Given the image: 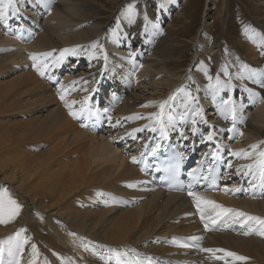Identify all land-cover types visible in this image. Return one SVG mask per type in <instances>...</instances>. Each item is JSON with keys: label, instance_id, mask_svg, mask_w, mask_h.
Instances as JSON below:
<instances>
[{"label": "bare ground", "instance_id": "1", "mask_svg": "<svg viewBox=\"0 0 264 264\" xmlns=\"http://www.w3.org/2000/svg\"><path fill=\"white\" fill-rule=\"evenodd\" d=\"M176 1L159 0L152 10L148 0H133L105 25L103 8L95 0H29L32 16L28 12L16 16L10 10L7 24L0 22V194L6 193L20 206L18 216L0 224L5 264L12 259L8 248L15 250L25 240L21 264L33 258L36 264H103V259L107 264H116L117 259L140 264L165 259L222 264L209 259V253L180 247L193 236L203 238L204 248H225L249 257L247 264H264V238L242 235L240 224L220 234L205 231L192 200L181 193H166L141 174L139 163L131 162V152L124 153L128 141L144 145L153 136L161 142L160 125L148 117L159 112L164 101H168L162 117L166 130L187 126L188 137L200 148L205 145L203 135H218L217 124L220 135L229 134L230 142L236 139L227 146L231 154L253 153L250 158L232 155L230 169L237 175L233 179L247 178L237 169L254 163L255 153L264 151V79L253 63L258 53L252 50L247 59L228 67L224 60L215 61L218 73L207 80L204 69L210 71L212 48L211 31L205 26L194 44L196 61L180 77L172 52L163 47L167 36L161 31ZM15 2L17 10V2L26 4ZM251 38L264 48L262 34ZM65 48L76 51L55 64L49 59L45 76L32 67L30 54L53 51L57 58ZM84 60L87 72L81 71ZM62 70L67 72L64 78ZM10 73L16 74L11 81L6 79ZM217 76L220 84H216ZM108 89L110 102L104 97ZM178 89L183 90L179 91L183 102L178 101ZM188 93L194 98L191 107ZM61 94L69 102L77 101L75 111L88 97V112L73 118ZM229 97L235 119L230 106L223 103ZM97 106L105 115V132L87 128L82 121L98 115ZM195 108L201 109V115L193 124ZM185 112L187 121L181 122L179 117ZM208 112L212 118L207 121ZM137 115L144 118H133ZM139 128L144 131H133ZM191 131L200 136L190 135ZM226 135L221 138L223 144ZM252 145H258L255 151ZM129 183L136 187H127ZM198 193L225 207L264 217V198L251 200L225 191ZM33 244L38 252L35 257Z\"/></svg>", "mask_w": 264, "mask_h": 264}, {"label": "rangeland", "instance_id": "2", "mask_svg": "<svg viewBox=\"0 0 264 264\" xmlns=\"http://www.w3.org/2000/svg\"><path fill=\"white\" fill-rule=\"evenodd\" d=\"M95 1L103 8L101 19L103 23L107 25L115 20V16L120 8L130 5L133 0ZM156 1L157 0H148L150 9L154 10L156 8ZM179 3L177 9H175L176 5L173 6L170 11L169 19L165 23L163 22L164 25L162 28L165 36H167L163 47L167 52H172L171 55H173L174 61L176 60L175 66H178L177 70L180 73V77H182L181 74L185 73V70L190 69L189 65L195 56L194 44L205 26H208L211 31L209 41L212 53L209 56V62L214 67V62L219 60H224V64L227 67L231 64L238 63L239 61L247 59L250 55L249 53L252 54V50H254L258 54L256 62L253 63H255L258 68L260 75L264 74V48L263 46L259 47L254 44L251 38V36L256 33H260L264 36V0H180ZM157 8L159 9L160 7ZM31 9H33L32 6ZM24 11L26 10L24 9ZM172 11L173 13L171 14ZM179 12L183 14H179ZM28 13H32L33 15V12H30V10ZM155 13H158V11ZM38 20L39 19H36V21ZM222 56L232 62H228ZM217 57H222V59H217ZM83 63L84 65L81 71L87 72V61L84 60ZM238 72L241 74L242 69H239ZM64 73L65 75H62ZM215 73H218L216 67L210 70L208 75L214 78L216 75ZM14 75L16 74L10 73L6 79L11 81ZM66 75L67 72L62 70L60 77L64 78ZM261 76L262 79H264V75ZM179 79L180 78H178V80ZM180 80L177 82L178 84L181 82ZM109 89L105 91L104 97L110 102L111 97L107 94ZM139 93L140 92H138V96L142 98L143 95ZM234 94L233 92V95ZM177 96L181 98L178 99V101L183 102L182 95L179 91L177 92ZM193 104L194 98L191 101H187V105H190V107ZM184 110L185 108L182 111ZM207 116V121L209 120V116L210 119L212 118L209 112ZM228 135L229 134H227L225 138L228 139ZM235 140L232 139V142H235ZM174 247L177 246L174 245ZM104 261L106 260L103 259L101 263L105 264Z\"/></svg>", "mask_w": 264, "mask_h": 264}, {"label": "snow or ice", "instance_id": "3", "mask_svg": "<svg viewBox=\"0 0 264 264\" xmlns=\"http://www.w3.org/2000/svg\"><path fill=\"white\" fill-rule=\"evenodd\" d=\"M10 10L13 14L17 12L16 2L15 0H0V22H3L5 25L7 24ZM147 16H145V20H147ZM93 48L97 47V42H94L92 45ZM75 49H69L65 48L60 51V55L57 58H53V51L49 52H43V53H32L30 54L29 58L33 61L32 67L36 70V72L41 76H45L46 70L49 67V59H52L53 64L59 62L60 59H62L65 54L67 53H75ZM105 59L107 57L105 56ZM222 71L227 75V69L223 68ZM204 73L209 79V81L212 80V77L208 75L207 69H204ZM253 76L256 75V73H252ZM264 75V74H261ZM216 84H220V78L219 76L216 77ZM210 87H213V85H210ZM62 89V93H63ZM177 91H183L182 89H178ZM188 99L191 101L193 100V97L190 93L187 94ZM174 97H169V100H172ZM60 99L64 101L65 107L68 109L69 115L72 116L75 119H79L81 116H84L87 112V100L88 97L84 98V101L82 102V106L79 109V111L73 110V105L77 103V101H67L65 100V95L61 94ZM215 99V97H214ZM168 103V101L161 102L159 105L160 111L152 114L149 119L153 120L156 124L160 125V135L161 137L166 136V130L162 123V117L164 115V109L165 105ZM225 105H229V111L230 114L233 116V119H235V108L231 107L232 105V99L229 97L228 100L223 101ZM145 107L149 105H144ZM188 113L185 112L184 114L180 115L179 120L181 122H186L188 118ZM192 123L195 124L196 120L195 117L198 115H201V109L195 108L192 113ZM133 118L142 119L144 117L135 116ZM111 118L109 117V120ZM145 128H148V130L152 132H156L157 128L153 127L151 125H145ZM134 132H141L144 131V128L134 129ZM129 135H132V133H129ZM212 135H209L206 137L208 140H212ZM159 147V145H157ZM258 145H252L251 148L253 151L257 149ZM156 148L152 149V153H155ZM252 152H233L232 155L244 158H250L252 156ZM212 155L215 157V153H212ZM256 160L252 164L243 165L240 168L237 169V172H244V175L247 176L251 174L252 179L249 181V187L246 189L242 188H233L228 189L224 188L225 193H237V192H248L253 195V198L256 196L257 190H260L262 194H264V151H259L255 153ZM131 162L133 164L139 163L137 158L133 156L131 158ZM229 168L232 167L231 162L227 165ZM144 169L142 168L141 171ZM175 170H171L169 174V180L175 181ZM203 179L205 181H208L209 178L207 176L200 177L197 175H192V180L196 183H199V181ZM216 186V178L213 177L211 181L207 184V187L209 188H215ZM129 188H135L136 184L129 183L127 185ZM169 187H172V184L170 183ZM102 195V193H101ZM188 195L192 198V201L194 203V206L199 213L200 220L204 222V229L205 231H212L216 230L217 228H228L231 227L233 224H240L241 228L244 229L241 234L248 236V235H258L261 238H264V217L251 215L249 213H246L244 211H241L239 209L225 207L224 205H221L217 203L214 200L208 199L206 197L201 196L198 192L192 190V185H189L188 189ZM7 194L2 193L0 194V224H7L11 222L16 216L19 215L20 212V206L16 203V201L6 198ZM188 215H191L189 213ZM192 241H201L203 238L199 236H193L190 237ZM5 241H0V245L4 244ZM27 240L23 241V244H26ZM23 244H19L15 247V250L12 247L8 248V255L12 257V259L8 262V264H21L20 262V253L23 250ZM180 247H197L199 248V244H181ZM201 251L205 253H209L210 257L209 259L213 261H219L222 262V264H247V261L250 259L247 256L241 255L237 252L225 249V248H200ZM32 251H33V257L38 255L36 245H32ZM4 254L5 249L3 247H0V264H5L4 260ZM29 264H36L35 258H33ZM107 264V261L105 262ZM116 264H140L139 261H122L120 259L116 260Z\"/></svg>", "mask_w": 264, "mask_h": 264}]
</instances>
